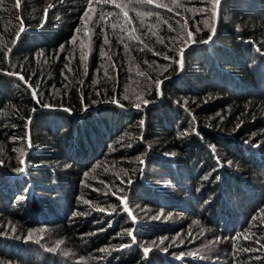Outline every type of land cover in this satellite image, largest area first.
I'll return each mask as SVG.
<instances>
[{"label": "trees", "instance_id": "obj_1", "mask_svg": "<svg viewBox=\"0 0 264 264\" xmlns=\"http://www.w3.org/2000/svg\"><path fill=\"white\" fill-rule=\"evenodd\" d=\"M0 264H264V0H0Z\"/></svg>", "mask_w": 264, "mask_h": 264}, {"label": "rangeland", "instance_id": "obj_2", "mask_svg": "<svg viewBox=\"0 0 264 264\" xmlns=\"http://www.w3.org/2000/svg\"><path fill=\"white\" fill-rule=\"evenodd\" d=\"M217 7V5H216ZM219 7V5H218ZM217 10L216 9V16H217ZM181 57V55H180ZM181 60H182V57H181ZM140 87V86H139ZM161 96V95H159ZM26 133V132H25ZM28 133V132H27ZM29 138V135L27 136ZM105 164H97L95 167H93L90 172H88L86 175H85V178H86V183L90 184V187H93L95 186L97 180H99L100 178L98 177L97 173L100 171H102L104 174H105V170H102L103 167ZM109 167V165H108ZM107 167V168H108ZM90 182V183H89ZM98 183V182H97ZM87 184V185H88ZM86 185V186H87ZM82 198V197H81ZM85 198H82V201H85V203H87V205H91V202L88 201V200H84ZM162 216L165 217L164 213H161ZM168 218H172L173 220H171V222H174L176 223L175 221L180 218V214H177V213H169L168 215H166ZM259 219V218H258ZM257 220H255L256 222ZM196 223H199V224H196ZM257 223V222H256ZM194 227H197L196 229V232L195 234H193L191 236V240L194 241V244L191 245L192 247V250L195 252H203V254H206L208 256H210L212 259H214L215 262L217 261H220L222 260L223 261V254H224V251H221V248L222 246L224 245L225 241H227V238L225 236H221V235H218L214 233L213 230H210L209 228H207L206 226H201L200 227V222H196L195 220H193V222L191 223ZM255 228V227H254ZM182 231H178L177 233H181ZM207 234L209 235L207 238H205L203 241L200 242V234ZM182 234V233H181ZM181 234H178L177 236H180ZM259 239V238H258ZM199 241V242H198ZM202 254V253H201ZM253 256L255 257V254H253Z\"/></svg>", "mask_w": 264, "mask_h": 264}, {"label": "snow or ice", "instance_id": "obj_3", "mask_svg": "<svg viewBox=\"0 0 264 264\" xmlns=\"http://www.w3.org/2000/svg\"><path fill=\"white\" fill-rule=\"evenodd\" d=\"M104 2L105 3H107L108 2V0H104ZM141 2H145V0H141ZM147 2H151V0H147ZM220 3V0H213V6L215 7L216 5H218ZM208 9H200V11L201 12H205V11H207ZM152 13L151 12H148L147 13V15H151ZM84 18L85 19H88V13L86 12L85 13V16H84ZM197 30H199V29H197ZM213 31H214V29H213ZM189 39H191L192 38V34L191 33H189V37H188ZM212 39V37L211 36H209V40H211ZM205 43L206 42H208V41H204ZM21 79H23V77H21ZM33 95H34V97H35V92H33ZM137 107H139V105H137ZM23 163V162H22ZM23 170V169H22ZM254 219H255V217H254ZM132 233H129V235H131ZM31 237V234H29V238ZM246 251L248 250V249H245ZM150 251V249H148V248H145L144 249V252H145V255H147V253ZM178 259H179V257H178Z\"/></svg>", "mask_w": 264, "mask_h": 264}, {"label": "water", "instance_id": "obj_4", "mask_svg": "<svg viewBox=\"0 0 264 264\" xmlns=\"http://www.w3.org/2000/svg\"><path fill=\"white\" fill-rule=\"evenodd\" d=\"M221 1V0H220ZM219 5V4H218ZM218 5H217V7H216V9H218Z\"/></svg>", "mask_w": 264, "mask_h": 264}]
</instances>
